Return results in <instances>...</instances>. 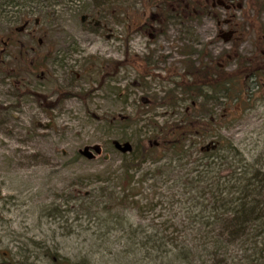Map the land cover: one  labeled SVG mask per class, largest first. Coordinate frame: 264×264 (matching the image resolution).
<instances>
[{"label": "rangeland", "instance_id": "obj_1", "mask_svg": "<svg viewBox=\"0 0 264 264\" xmlns=\"http://www.w3.org/2000/svg\"><path fill=\"white\" fill-rule=\"evenodd\" d=\"M90 1L46 0L0 10V264L133 261L127 248L142 235L136 226L129 228L128 220L145 226L150 234L154 218L165 221L167 227L178 224L182 212L175 208V199L171 207L163 203L166 209L161 212H140V207L130 205L119 208L117 223L106 224L102 208L106 200L98 196L100 180L106 175L115 177L124 164L123 154L111 142L124 143L121 140L127 136L132 147H146L147 138L156 132L149 119L157 126L180 122L190 100L169 77L183 73L187 51L192 50L195 65L232 52V41L245 58L264 53V0H235L231 10L217 9L198 19L177 16L167 19L161 28L147 24L142 32L128 37L115 14H107L101 22L83 14ZM217 1L229 4L228 0ZM122 3L123 11L129 6L134 16L151 11L149 0ZM41 10L48 12L47 17L39 19ZM25 12L32 22L19 28ZM82 16L87 17L85 22L80 20ZM127 56L129 61L133 58L142 63L98 74L101 62L120 63ZM233 57L231 53L221 64L227 72L237 67ZM143 75H147V88L140 84ZM261 88L238 111L241 115L219 122L221 135L246 153L264 152V84ZM169 90L181 100L180 107L167 109L162 104L152 110L151 102V108L139 106L142 99L163 98ZM222 106L218 102L209 107L212 118L223 117ZM110 115L129 116L134 122L110 126L101 120ZM209 117L206 112L194 114V120L202 123ZM95 145L102 154L93 160L78 154ZM121 185L117 190H124ZM130 187L134 190L127 194L134 195L139 205L156 198L170 203V194L176 191L171 183H163L160 189L149 184ZM173 230L175 233L170 228L164 234ZM189 244L197 245L193 239ZM135 254L139 259L143 252L136 248Z\"/></svg>", "mask_w": 264, "mask_h": 264}, {"label": "trees", "instance_id": "obj_2", "mask_svg": "<svg viewBox=\"0 0 264 264\" xmlns=\"http://www.w3.org/2000/svg\"><path fill=\"white\" fill-rule=\"evenodd\" d=\"M0 1L1 11L7 5H11L13 9L34 2H46ZM233 1L235 0H228L226 3L229 4L226 5L217 0H149L148 9L151 11L148 10L147 15L144 11L145 15L138 17L132 14L129 6L123 11L122 0H91L82 13L100 22L107 14L110 16L113 13L121 21L119 25L125 35L130 36L135 32H142L147 24L156 23L161 28L167 19L177 16L186 15L188 19H198L199 15H210L217 9L231 10L230 4ZM43 13L45 12L41 10L39 19L47 17L48 12L45 15ZM26 14L25 12L21 15L19 28L32 22ZM262 30L263 27L260 28ZM232 42V52L223 53L215 59L209 58L196 65L190 57L192 50L183 54L186 58L183 73H172L169 78L173 79L172 83L180 93L189 97V108L184 107L181 113L184 116L178 123L167 122L159 126L153 119H149L148 124L156 132L147 138L148 145H137L132 148V152L122 155L124 164L119 166L116 176L106 175L100 180L98 196L106 200L102 207L106 224L117 223L116 214L119 208L128 209L127 206L130 205L140 207V212H161L166 209L162 206L163 203L171 207L175 199V208L177 206L182 212L181 221L178 224L172 222L167 227L165 221L154 218L156 223H151L153 231L150 234L144 229L145 226L134 225L128 220L129 228L136 226V230H140L139 234L142 235L140 241L134 240L130 250L127 248V255L130 254L132 258L134 256L132 263L130 261L128 264H264V152H244L231 139L221 135L222 126L219 124L227 117L235 119L241 115L240 112L248 101L261 92V85L264 84V53L245 58L238 53L236 42ZM3 43L5 46L9 45L8 41ZM231 53L234 56L233 61H237V67L235 71L227 72L225 65L222 67L221 64L228 60ZM132 59L129 61L127 56L120 63L101 62L98 74L104 75L110 69L116 73L122 66L142 63L137 59L135 63ZM0 65H3L2 61ZM146 77L147 75H143L140 78V84L144 88L148 85ZM252 86L257 87V91L253 92ZM43 99L46 100V97ZM150 102L154 107L149 106ZM180 102L174 91L169 90L163 98H153L147 102L142 99L139 106L155 110L164 104L167 109H176L180 107ZM218 102L223 105L224 115L214 119L209 107ZM203 112L208 117L210 115L208 120L204 123L195 121L194 114ZM101 120L110 126L115 123L129 126L134 122L129 116L120 115L103 116ZM207 139H215L212 142L215 145L214 150L202 151L198 146ZM121 141H131V138L126 136ZM150 157L151 160L148 161ZM168 182L171 183L173 191L176 189L170 194V203L155 197L156 200L139 205L134 200V195L127 194L128 190H134L130 185L149 184L160 189L163 183L169 184ZM118 184H122L124 190H117ZM156 217L163 219L162 215ZM170 228L175 229L176 236H173L174 230L164 234ZM178 228L181 229L182 239L178 235ZM192 239L197 245L189 244ZM136 248L143 252L139 259L136 258ZM55 264L69 262L62 260Z\"/></svg>", "mask_w": 264, "mask_h": 264}, {"label": "water", "instance_id": "obj_3", "mask_svg": "<svg viewBox=\"0 0 264 264\" xmlns=\"http://www.w3.org/2000/svg\"><path fill=\"white\" fill-rule=\"evenodd\" d=\"M82 22H85L87 20V17L82 16L81 19ZM112 146L114 148V150L120 152L121 154H127L132 152V145L130 142H119V141H113L112 142ZM202 151H208L210 149L214 150L215 149V145L210 143V144H206L204 147H201ZM78 154H80L82 157H85L87 160H93L95 155H101V148L98 145H95L93 147H84L81 151L78 152ZM108 156L105 155L104 160H107Z\"/></svg>", "mask_w": 264, "mask_h": 264}, {"label": "flooded vegetation", "instance_id": "obj_4", "mask_svg": "<svg viewBox=\"0 0 264 264\" xmlns=\"http://www.w3.org/2000/svg\"><path fill=\"white\" fill-rule=\"evenodd\" d=\"M95 26H97V24H95ZM133 148V147H132ZM124 155V154H123Z\"/></svg>", "mask_w": 264, "mask_h": 264}]
</instances>
